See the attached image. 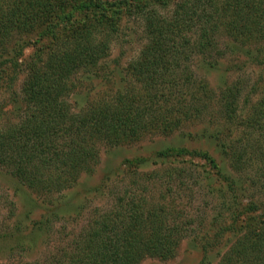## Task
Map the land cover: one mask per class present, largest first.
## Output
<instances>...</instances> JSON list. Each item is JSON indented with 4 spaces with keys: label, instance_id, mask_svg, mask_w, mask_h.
Here are the masks:
<instances>
[{
    "label": "trees",
    "instance_id": "1",
    "mask_svg": "<svg viewBox=\"0 0 264 264\" xmlns=\"http://www.w3.org/2000/svg\"><path fill=\"white\" fill-rule=\"evenodd\" d=\"M169 3L0 0V89L7 93L13 115V120L0 124V172L34 194L33 203L42 211L27 234L17 224L0 235L1 248L11 243L8 255L31 251L25 239L79 212L77 206L70 214L66 197L83 174L94 172L102 147L127 145L147 135H172L188 121L204 115L213 121L218 115L231 128L216 126L211 132L204 130L203 136L228 155L230 172L237 179L221 173L206 152L166 148L156 157L164 166L172 158L189 155L216 170V197L222 204L211 222L213 239L193 238L201 242L204 255L208 247L223 245L227 249L218 264H264V207L248 199L244 203L236 184L255 164L253 176L259 182L264 179V98L240 111V88L227 86L216 94L205 78L195 77L190 65L196 55L211 69L224 51L235 53L238 46L264 65V49L250 48L264 40V0H177L169 14L157 10ZM132 15L143 21L146 43L125 67L103 64L98 76L100 61L121 33L120 19ZM31 32L37 36L32 45L26 40ZM27 46L34 49L29 57L24 53ZM214 104L217 112L211 109ZM239 128L245 129V139L252 137L251 143L246 139L240 145V137L237 147L226 138ZM136 160H124V166ZM193 173L185 167H160L140 178L145 179L142 184L161 180V188L172 195L171 186H183L184 177ZM135 175L109 209L95 213L77 233L65 234L50 251L19 264H140L146 258H173L197 220L165 192L149 199ZM136 184L139 193L133 188Z\"/></svg>",
    "mask_w": 264,
    "mask_h": 264
},
{
    "label": "rangeland",
    "instance_id": "2",
    "mask_svg": "<svg viewBox=\"0 0 264 264\" xmlns=\"http://www.w3.org/2000/svg\"><path fill=\"white\" fill-rule=\"evenodd\" d=\"M176 2L177 0H170L169 5H161L160 8L157 7V10L163 15L169 14V9ZM118 27L121 33L115 41L110 43L108 57L100 61L98 76L101 74L100 68H103V66L118 64L120 68L125 67L130 61L138 57L141 48L147 41L143 21L138 16L122 17ZM36 37V32H31L27 35L26 40L32 45ZM238 47H240V50L235 51V53H229L226 50L221 59H214V61L216 60L214 62L215 67L211 69L205 68L196 55L193 56L190 65L195 77L205 78L208 87L216 94L227 86L240 88L237 95V106L239 110L241 109L240 111H244L250 105L256 103L257 100L264 98V65L256 64L251 59V55H246V47ZM258 47L264 49V40L258 45L252 44L250 46L253 51ZM33 51L32 46H27L24 51L25 56L29 57ZM81 75L78 74V76ZM21 77L20 81L15 84L16 93H19L24 80V76ZM100 81L98 79L99 83ZM85 87L82 85L81 89L84 90ZM85 89L87 91V88ZM100 89L101 86L96 89L99 92L98 94H100ZM11 109L12 105L7 101V93L0 89V124L13 120ZM211 109L213 112H217L218 107L214 104ZM203 117L204 119L184 123L172 135H147L127 145L113 148L102 147L99 154V164L94 172L91 175L83 174L77 185L69 190V195L66 197L69 201L70 214L77 206L79 212L72 213L71 217H62L55 222L52 221V224L43 226V230L38 231V234L25 239L24 241L31 251L21 250L8 255L6 250L11 246V243H8L7 246L2 243V247L6 246L7 248L0 247V264H19L23 260L28 261L35 258V256L39 257L41 253L53 249L65 234L77 233L86 221L92 220L95 213H102L104 210L109 209L116 197L124 195V192L128 190L132 175L135 174V182L147 188L145 193L149 199H159L165 192V195L175 198V203L187 216L193 218L194 221L197 220L193 224V230L189 233L191 237L189 234L186 235L177 247L173 258L167 260L146 258L140 264H218L227 246L208 247L207 254L204 255L201 242L193 239L205 238L207 241L213 239L214 230L211 222L215 219L214 216L218 214L222 204V199L216 197V194H220L216 190V188H220L216 181L218 179L215 176L216 170H213L212 166L207 165L208 163L204 160L189 155L172 158L169 160V164L164 166L156 157L159 151L166 148L183 149L187 154L194 150L206 152L217 164L221 173L225 176L228 173L232 178L235 176L237 179L236 173L233 170L230 172L228 155L226 156V153L219 149L215 143L203 136L204 130L211 132L214 128L216 129V126L223 129L231 127L223 124L218 115L215 116L213 121L206 115ZM208 123L214 125L210 127ZM233 131L235 132L226 138L236 142L237 147L239 146L237 141L240 139V145H244L246 139L248 143H251V136L248 135L246 139L243 137V134H246L245 129L239 128ZM242 138H244L243 141ZM232 145L235 146V144ZM127 159L137 160L133 161L132 165L124 166L126 165L124 160ZM255 165L249 168L244 177H240L236 184L239 193L244 194V203L249 200L264 207V186L261 184V182L264 184V179L259 182L253 176ZM176 166L191 169L194 173L193 177H184L185 183L183 186L172 185V195L169 194L168 188H165V186L161 188V180L156 182L150 180L145 184L141 183L145 180L140 178L143 173H149L160 167L165 169L166 167L175 168ZM130 171L132 173L135 171V174ZM133 188L139 193V185L136 184ZM90 189H93V191L89 192ZM36 201L34 194L19 186L17 181L11 178L9 174L0 172V235H4L7 228L9 230L15 228L17 224L20 232L27 234L31 226L40 220L42 214L41 209L37 207L38 204L33 203Z\"/></svg>",
    "mask_w": 264,
    "mask_h": 264
}]
</instances>
